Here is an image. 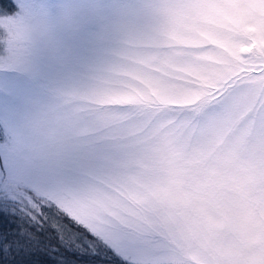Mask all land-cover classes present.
I'll list each match as a JSON object with an SVG mask.
<instances>
[{
	"label": "rangeland",
	"instance_id": "rangeland-1",
	"mask_svg": "<svg viewBox=\"0 0 264 264\" xmlns=\"http://www.w3.org/2000/svg\"><path fill=\"white\" fill-rule=\"evenodd\" d=\"M118 2L51 92L62 206L133 264H264V0Z\"/></svg>",
	"mask_w": 264,
	"mask_h": 264
},
{
	"label": "snow or ice",
	"instance_id": "snow-or-ice-1",
	"mask_svg": "<svg viewBox=\"0 0 264 264\" xmlns=\"http://www.w3.org/2000/svg\"><path fill=\"white\" fill-rule=\"evenodd\" d=\"M0 0V259L18 253L12 264H30L37 233L58 231L61 245L75 248L83 237L124 254L125 238L105 239L94 225L71 215L63 205L68 169L54 159L51 92L79 77L100 56L127 9L118 0ZM15 220L17 224L10 223ZM61 225L72 233L65 237ZM15 229V231H14ZM96 242V244H93Z\"/></svg>",
	"mask_w": 264,
	"mask_h": 264
},
{
	"label": "trees",
	"instance_id": "trees-1",
	"mask_svg": "<svg viewBox=\"0 0 264 264\" xmlns=\"http://www.w3.org/2000/svg\"><path fill=\"white\" fill-rule=\"evenodd\" d=\"M7 2L4 0L3 8L9 4ZM10 223L17 224L15 220H10ZM46 227V230L37 233L39 243L30 254H26L25 258L30 261V264H133L120 259L116 253L102 245L97 244L92 247L83 237L76 241L83 246L82 251L76 249L75 244L70 240H66V243L61 245L57 239L59 233L52 230L51 222ZM59 231H63L65 237L72 235L64 225H61ZM18 258V253L5 252L0 259V264H12Z\"/></svg>",
	"mask_w": 264,
	"mask_h": 264
}]
</instances>
